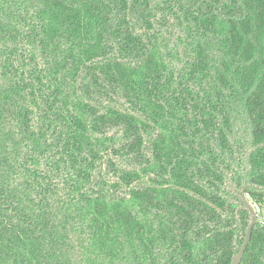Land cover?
I'll list each match as a JSON object with an SVG mask.
<instances>
[{
    "label": "trees",
    "instance_id": "trees-1",
    "mask_svg": "<svg viewBox=\"0 0 264 264\" xmlns=\"http://www.w3.org/2000/svg\"><path fill=\"white\" fill-rule=\"evenodd\" d=\"M236 190L264 264V0H0V264H230Z\"/></svg>",
    "mask_w": 264,
    "mask_h": 264
},
{
    "label": "water",
    "instance_id": "water-1",
    "mask_svg": "<svg viewBox=\"0 0 264 264\" xmlns=\"http://www.w3.org/2000/svg\"><path fill=\"white\" fill-rule=\"evenodd\" d=\"M236 195L239 198V200L242 202V205L244 206V208L249 212L250 221H249V224H248L247 229H246L244 241H243L239 251L232 256L230 264H239L240 263L241 258L244 254V251L246 249V246L250 240L252 228L257 221V212H256V208H255L254 203H252V201L248 198V196L242 190H238L236 192Z\"/></svg>",
    "mask_w": 264,
    "mask_h": 264
},
{
    "label": "rangeland",
    "instance_id": "rangeland-1",
    "mask_svg": "<svg viewBox=\"0 0 264 264\" xmlns=\"http://www.w3.org/2000/svg\"><path fill=\"white\" fill-rule=\"evenodd\" d=\"M257 217H258V215H257ZM260 218H261V219H263V218H264V213L262 214V216H260Z\"/></svg>",
    "mask_w": 264,
    "mask_h": 264
},
{
    "label": "built area",
    "instance_id": "built-area-1",
    "mask_svg": "<svg viewBox=\"0 0 264 264\" xmlns=\"http://www.w3.org/2000/svg\"><path fill=\"white\" fill-rule=\"evenodd\" d=\"M255 207H256V210H258L257 206H255Z\"/></svg>",
    "mask_w": 264,
    "mask_h": 264
},
{
    "label": "flooded vegetation",
    "instance_id": "flooded-vegetation-1",
    "mask_svg": "<svg viewBox=\"0 0 264 264\" xmlns=\"http://www.w3.org/2000/svg\"><path fill=\"white\" fill-rule=\"evenodd\" d=\"M233 189V188H232ZM234 190V189H233ZM238 190L235 191V193L237 192Z\"/></svg>",
    "mask_w": 264,
    "mask_h": 264
}]
</instances>
